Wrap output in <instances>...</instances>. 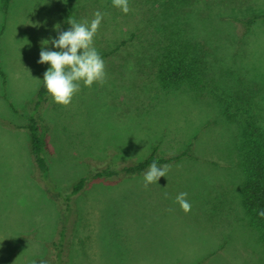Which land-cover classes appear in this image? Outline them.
<instances>
[{"label":"rangeland","instance_id":"obj_1","mask_svg":"<svg viewBox=\"0 0 264 264\" xmlns=\"http://www.w3.org/2000/svg\"><path fill=\"white\" fill-rule=\"evenodd\" d=\"M242 3L264 10V0ZM67 4L9 0L5 12L0 0V264H264V245L239 203L243 172L232 144L245 120L264 129V20L244 34L241 61L221 53L227 74L214 72L221 80L207 89L164 88L153 69L137 71L126 50L103 57L107 82L81 85L65 107L49 94L37 102L50 67L37 61L42 47L59 50L51 39ZM114 34L99 28L94 46ZM221 98H232L226 120ZM35 104L47 179L24 128ZM194 136L197 158L167 164V177L147 189L144 172L91 176L143 158L153 144L170 155ZM80 176L83 187L70 194ZM181 192L188 213L174 202Z\"/></svg>","mask_w":264,"mask_h":264},{"label":"trees","instance_id":"obj_2","mask_svg":"<svg viewBox=\"0 0 264 264\" xmlns=\"http://www.w3.org/2000/svg\"><path fill=\"white\" fill-rule=\"evenodd\" d=\"M8 2L9 0H4L5 12ZM242 2L243 0H129L131 10L124 14L113 7L112 0H87L82 3L68 0L58 33L71 27L68 18H74L79 10L84 11L83 16L88 21L99 10L104 14L99 28L109 33L110 28L115 29L114 36H109L106 43L95 46L102 58L127 50L133 56L137 71L153 69L154 77L164 88L186 85L194 91H202L209 84L221 80L215 74L225 69L221 53L230 51V62L241 61L244 57V34L249 32L255 22L264 20V10H252L247 4L243 6ZM240 10L243 14H238ZM238 28H242L239 33V30H235ZM227 71L225 69L222 75L227 74ZM0 77L4 79L1 69ZM46 94L48 92L42 81L37 91V102ZM231 100L232 98L219 99V104L224 105L221 114L225 116L223 120L233 115L226 112L227 107L232 106ZM36 104V110L32 114L30 112L29 121L24 128L28 133L29 152L40 177L47 179L49 171L43 156L45 141L38 133L34 116ZM239 129V137L232 143L243 172L239 203L243 217L252 225L264 245V218L257 214L264 209V129L259 123L247 120ZM194 141L195 136L181 150L167 156L158 155V146L153 144L150 152L143 158L130 161L116 170L97 169L91 176L140 175L153 161L161 166L183 159H196ZM85 180L86 176H80L71 184L69 193L78 192Z\"/></svg>","mask_w":264,"mask_h":264},{"label":"clouds","instance_id":"obj_3","mask_svg":"<svg viewBox=\"0 0 264 264\" xmlns=\"http://www.w3.org/2000/svg\"><path fill=\"white\" fill-rule=\"evenodd\" d=\"M112 5L124 14L131 10L129 0H112ZM103 18L104 14L99 10L93 13L90 21L78 22L75 18H68L71 27L67 31H60L57 38L51 39L52 45L59 50L41 48L37 62L50 64L44 72L43 85L53 102L66 107L80 92L81 85L91 88L94 83L103 85L107 82L105 62L94 46V38ZM48 43L49 41L45 40L43 44ZM169 170L167 164L158 167L157 162L153 161L143 173L144 188L147 189L150 184L157 183L160 177H167ZM187 195L186 192H181L174 201L185 213L191 210ZM257 214L264 218V209L259 210ZM39 264L47 262L41 260Z\"/></svg>","mask_w":264,"mask_h":264}]
</instances>
